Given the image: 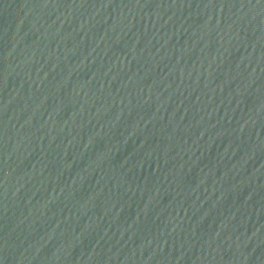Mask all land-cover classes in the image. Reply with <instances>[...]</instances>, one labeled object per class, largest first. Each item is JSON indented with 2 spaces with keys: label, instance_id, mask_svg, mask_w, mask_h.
I'll return each mask as SVG.
<instances>
[{
  "label": "water",
  "instance_id": "obj_1",
  "mask_svg": "<svg viewBox=\"0 0 264 264\" xmlns=\"http://www.w3.org/2000/svg\"><path fill=\"white\" fill-rule=\"evenodd\" d=\"M0 264H264V0H0Z\"/></svg>",
  "mask_w": 264,
  "mask_h": 264
}]
</instances>
